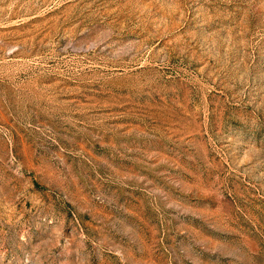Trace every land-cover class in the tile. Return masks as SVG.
<instances>
[{"label":"rangeland","instance_id":"1","mask_svg":"<svg viewBox=\"0 0 264 264\" xmlns=\"http://www.w3.org/2000/svg\"><path fill=\"white\" fill-rule=\"evenodd\" d=\"M0 264H264V0H0Z\"/></svg>","mask_w":264,"mask_h":264}]
</instances>
